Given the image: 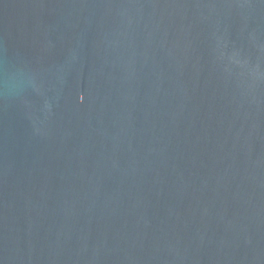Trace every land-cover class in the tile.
<instances>
[{"label": "water", "instance_id": "water-1", "mask_svg": "<svg viewBox=\"0 0 264 264\" xmlns=\"http://www.w3.org/2000/svg\"><path fill=\"white\" fill-rule=\"evenodd\" d=\"M0 264H264V0H0Z\"/></svg>", "mask_w": 264, "mask_h": 264}]
</instances>
